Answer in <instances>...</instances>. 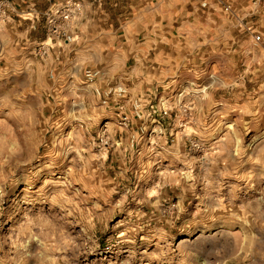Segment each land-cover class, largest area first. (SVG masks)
<instances>
[{"label": "rangeland", "instance_id": "obj_1", "mask_svg": "<svg viewBox=\"0 0 264 264\" xmlns=\"http://www.w3.org/2000/svg\"><path fill=\"white\" fill-rule=\"evenodd\" d=\"M95 1L0 0V264H264V0H203L197 71L128 106L145 36L78 33Z\"/></svg>", "mask_w": 264, "mask_h": 264}, {"label": "crops", "instance_id": "obj_2", "mask_svg": "<svg viewBox=\"0 0 264 264\" xmlns=\"http://www.w3.org/2000/svg\"><path fill=\"white\" fill-rule=\"evenodd\" d=\"M87 1L78 0V3L84 6ZM98 2L96 0L89 3L90 10L86 9L84 13L74 16L72 22L78 24V28L75 29L78 33H89L91 37H95L96 34L110 37L119 32L127 38L145 36L144 41L136 46L137 49H133L135 53L133 55L137 58L133 65L120 69L125 74L121 77L125 81L117 83L126 88L123 100L125 106L137 97L131 94V89H127L131 84L133 87H154L155 83L156 86L162 85L170 78L167 72L172 69L178 71L183 68V64L187 66L190 64L191 70L197 71L195 50L189 51L187 47L182 49L180 43L186 36H190V32H203V0H179L180 4L177 5L175 2H168L164 4L167 10L163 12L159 3L153 0H105L104 4ZM182 9H185L187 18H178L180 15L183 16ZM172 10L179 14L173 15ZM30 19L33 24L34 18ZM163 43H166V49H159L158 45Z\"/></svg>", "mask_w": 264, "mask_h": 264}, {"label": "built area", "instance_id": "obj_3", "mask_svg": "<svg viewBox=\"0 0 264 264\" xmlns=\"http://www.w3.org/2000/svg\"><path fill=\"white\" fill-rule=\"evenodd\" d=\"M229 6L228 5H226L225 6V10H229ZM63 16H62V18H61V20H63V22H67L68 20H70L71 18V16H72V11H70V10H65V12H63V14H62ZM260 36L258 35V36H256V40H260ZM96 74H97V72H93V71H89V72H87V78L89 79V80H93L94 79V77L96 76ZM128 119H127V117H125L124 118V121L126 122Z\"/></svg>", "mask_w": 264, "mask_h": 264}]
</instances>
